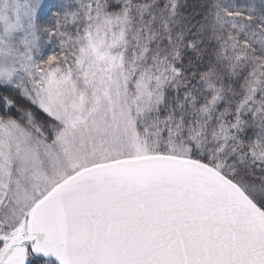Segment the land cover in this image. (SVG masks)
I'll list each match as a JSON object with an SVG mask.
<instances>
[{"label": "snow or ice", "instance_id": "obj_1", "mask_svg": "<svg viewBox=\"0 0 264 264\" xmlns=\"http://www.w3.org/2000/svg\"><path fill=\"white\" fill-rule=\"evenodd\" d=\"M0 264H264V0H0Z\"/></svg>", "mask_w": 264, "mask_h": 264}, {"label": "trees", "instance_id": "obj_2", "mask_svg": "<svg viewBox=\"0 0 264 264\" xmlns=\"http://www.w3.org/2000/svg\"><path fill=\"white\" fill-rule=\"evenodd\" d=\"M41 119H43V117H40Z\"/></svg>", "mask_w": 264, "mask_h": 264}]
</instances>
